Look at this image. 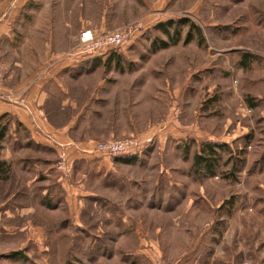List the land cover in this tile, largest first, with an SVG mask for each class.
<instances>
[{"label": "rangeland", "instance_id": "374dc122", "mask_svg": "<svg viewBox=\"0 0 264 264\" xmlns=\"http://www.w3.org/2000/svg\"><path fill=\"white\" fill-rule=\"evenodd\" d=\"M22 3L13 20L20 44L40 57L24 72H36L46 48L68 59L84 29L143 23L131 42L97 59L88 83L104 77L113 88L81 95L96 101V114L79 125L99 136L93 143L137 138L144 151L118 167L128 184L105 191L96 177L77 179L72 164L67 181L57 172L60 183L80 188L78 205H65V190L35 207L33 219L11 204L15 239L0 243V264H264V0ZM180 20L189 24L170 35L160 28ZM207 144L217 147L212 164L196 166ZM8 168L3 174L0 162V216L4 191L16 202L23 181ZM34 228L41 241L27 240ZM14 252L25 260L11 259Z\"/></svg>", "mask_w": 264, "mask_h": 264}, {"label": "crops", "instance_id": "0c3cea01", "mask_svg": "<svg viewBox=\"0 0 264 264\" xmlns=\"http://www.w3.org/2000/svg\"><path fill=\"white\" fill-rule=\"evenodd\" d=\"M10 1L0 0V117L5 118L4 123L7 125L0 141V162L3 174L6 167H10L7 169V176L13 171L23 181L20 183L16 202L10 193L4 191V205L1 209H5V215L0 216L1 247L9 246V241L15 239L9 234L11 214H8L11 212V204L23 205L19 206L22 211L20 214L33 219L35 207L53 205L59 199L60 190H65L61 197L65 200V205H78L77 200L83 196L79 187L60 183L54 168L59 150L57 145L67 147L69 162L74 167L75 175H78L76 178L84 181L88 179L91 183L96 177L101 182L103 191L107 185H127L128 181L118 167L132 166L138 161L137 157L113 160L90 153L95 144L93 139L99 136L91 128H87L86 124L79 125V121L84 119L85 114L95 113L96 101L88 99L90 94L108 92L113 88V84H107L104 77L99 85L90 86L88 83L90 78L98 75L89 73L94 64H97V59L58 60L51 55V49L46 48L48 56L43 62L36 64V72L21 70L27 65L35 66L33 60L40 57L36 54V49L27 43L20 44L21 40L25 41L22 30L13 22L19 4L23 2V5L25 0H17V6L11 10ZM99 25L102 27L103 23ZM92 30L97 33L111 31L104 30L103 27ZM115 61L109 59V66ZM44 65L49 68L42 70ZM81 95L88 98L83 102ZM87 140L90 143H86ZM127 191L128 195L131 194L130 190ZM129 202L132 205L133 200ZM35 229L33 234H28V241L38 242L44 238ZM37 230L41 231V228L37 227Z\"/></svg>", "mask_w": 264, "mask_h": 264}, {"label": "built area", "instance_id": "2783aa9c", "mask_svg": "<svg viewBox=\"0 0 264 264\" xmlns=\"http://www.w3.org/2000/svg\"><path fill=\"white\" fill-rule=\"evenodd\" d=\"M144 29L141 22H134L112 31L97 33L92 29H84L79 34V46L76 51L70 54L68 59H96L104 58L111 52L122 48L126 43L131 42ZM57 160L55 170L68 180L72 174V165L69 162L67 147L57 145ZM144 151L142 143L137 138L127 140H110L108 142L95 143L90 153L101 155L109 159L131 158L141 155Z\"/></svg>", "mask_w": 264, "mask_h": 264}, {"label": "trees", "instance_id": "16d2710c", "mask_svg": "<svg viewBox=\"0 0 264 264\" xmlns=\"http://www.w3.org/2000/svg\"><path fill=\"white\" fill-rule=\"evenodd\" d=\"M189 24V21L187 20H180L178 23L174 21H169L166 24H163L160 26L161 30L164 34L170 35V29L174 28L176 30V26H187ZM179 28V27H178ZM193 41V37L191 34L188 35L186 42L189 43ZM168 45L166 43H163L162 47H167ZM98 59V58H96ZM114 56L110 58V60H113ZM117 64V63H116ZM120 64V63H119ZM118 66V65H117ZM4 117H0V141L4 137V134L7 130V125L4 123ZM215 149H217L216 145L214 144H207L205 146V149H203V153H197L194 157V162L196 166H206V168H210L212 164V156H215ZM132 158V157H131ZM11 259H25L22 257V254L17 252L10 255Z\"/></svg>", "mask_w": 264, "mask_h": 264}]
</instances>
